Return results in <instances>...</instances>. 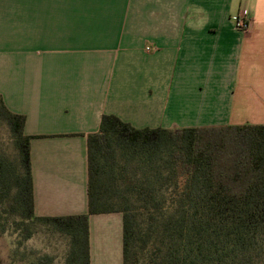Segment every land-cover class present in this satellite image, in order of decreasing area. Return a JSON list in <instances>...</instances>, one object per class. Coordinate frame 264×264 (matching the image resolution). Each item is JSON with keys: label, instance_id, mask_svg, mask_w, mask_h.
<instances>
[{"label": "crops", "instance_id": "0c3cea01", "mask_svg": "<svg viewBox=\"0 0 264 264\" xmlns=\"http://www.w3.org/2000/svg\"><path fill=\"white\" fill-rule=\"evenodd\" d=\"M0 97L32 137L34 215H85L102 116L137 130L264 125V0H0ZM89 262L122 264L121 214L89 216Z\"/></svg>", "mask_w": 264, "mask_h": 264}, {"label": "trees", "instance_id": "16d2710c", "mask_svg": "<svg viewBox=\"0 0 264 264\" xmlns=\"http://www.w3.org/2000/svg\"><path fill=\"white\" fill-rule=\"evenodd\" d=\"M24 123L0 97L16 152L0 139V234L4 216L23 241L42 225L69 238L65 264H90L89 216L118 213L122 264H264V125L137 130L102 116L87 137V214L36 217Z\"/></svg>", "mask_w": 264, "mask_h": 264}, {"label": "rangeland", "instance_id": "374dc122", "mask_svg": "<svg viewBox=\"0 0 264 264\" xmlns=\"http://www.w3.org/2000/svg\"><path fill=\"white\" fill-rule=\"evenodd\" d=\"M0 139L4 151L10 159L14 160L16 152L5 127L0 128ZM4 219L7 220H2L6 226L4 233L0 234V264H34L42 256L51 257L53 264H65L69 250V238L67 236L42 225H32L31 237L23 241V232L16 230L13 224L16 217L4 216ZM106 235L111 239L110 260L113 263L115 245L118 239L117 227L113 222L107 227Z\"/></svg>", "mask_w": 264, "mask_h": 264}, {"label": "built area", "instance_id": "2783aa9c", "mask_svg": "<svg viewBox=\"0 0 264 264\" xmlns=\"http://www.w3.org/2000/svg\"><path fill=\"white\" fill-rule=\"evenodd\" d=\"M250 26L251 21L243 15H239L234 19L235 29L242 34L247 33L250 29Z\"/></svg>", "mask_w": 264, "mask_h": 264}]
</instances>
